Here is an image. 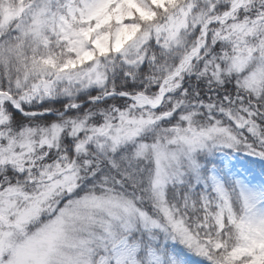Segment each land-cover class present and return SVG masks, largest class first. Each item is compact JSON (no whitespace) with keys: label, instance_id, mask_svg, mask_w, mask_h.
<instances>
[{"label":"snow or ice","instance_id":"6c2138e0","mask_svg":"<svg viewBox=\"0 0 264 264\" xmlns=\"http://www.w3.org/2000/svg\"><path fill=\"white\" fill-rule=\"evenodd\" d=\"M0 264H264V0H0Z\"/></svg>","mask_w":264,"mask_h":264}]
</instances>
